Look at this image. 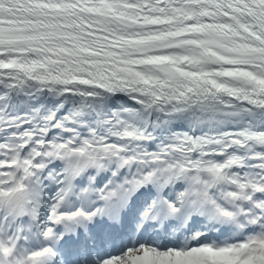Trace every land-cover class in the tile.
I'll return each mask as SVG.
<instances>
[{
	"label": "snow or ice",
	"instance_id": "1",
	"mask_svg": "<svg viewBox=\"0 0 264 264\" xmlns=\"http://www.w3.org/2000/svg\"><path fill=\"white\" fill-rule=\"evenodd\" d=\"M0 264H264V0H0Z\"/></svg>",
	"mask_w": 264,
	"mask_h": 264
}]
</instances>
